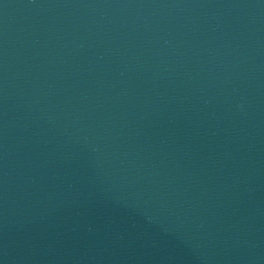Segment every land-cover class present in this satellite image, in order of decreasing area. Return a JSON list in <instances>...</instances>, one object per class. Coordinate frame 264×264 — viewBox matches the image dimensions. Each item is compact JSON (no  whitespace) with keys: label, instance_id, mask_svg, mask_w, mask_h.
<instances>
[{"label":"water","instance_id":"water-1","mask_svg":"<svg viewBox=\"0 0 264 264\" xmlns=\"http://www.w3.org/2000/svg\"><path fill=\"white\" fill-rule=\"evenodd\" d=\"M0 264H264V0H0Z\"/></svg>","mask_w":264,"mask_h":264}]
</instances>
